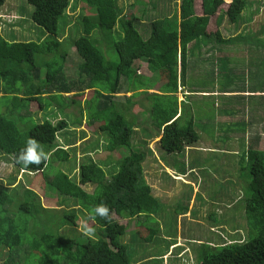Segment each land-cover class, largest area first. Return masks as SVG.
Returning <instances> with one entry per match:
<instances>
[{
  "label": "trees",
  "instance_id": "1",
  "mask_svg": "<svg viewBox=\"0 0 264 264\" xmlns=\"http://www.w3.org/2000/svg\"><path fill=\"white\" fill-rule=\"evenodd\" d=\"M6 1L0 0V15L5 10L3 6ZM25 1L34 8L32 22L42 27L50 35V39H44L42 44L27 40L18 41L14 36L3 34L0 19V95L2 94L0 156L10 159L17 174L24 170L42 176L45 189L58 192L60 197H63L61 207L67 205L64 210L60 209L66 212L63 224L70 226L71 231L76 230L78 226L76 218L80 214H88L90 222L87 225L95 230L93 236L81 234L76 238L60 236L53 231L45 232L29 244L31 256L39 260L40 264H133L131 248L120 238L127 235L130 222L137 218L135 231L130 235L129 242L142 237H146L143 238L144 241H151L158 231L147 229V226L154 215L163 217L158 214L161 212V201L165 203L156 194L155 187L149 183L144 171L145 166L154 171L153 175L165 169L182 173L166 165L167 159L165 157L162 159L161 155H158L159 159L155 157L156 155H150L149 158L145 152L138 150L143 147V143H147L146 140L140 139V143L135 146L134 139L143 136L141 133L143 131L145 139L152 141L158 139L155 143L159 145L160 153L170 155L184 153L187 147L193 148L202 139L193 117L183 123L186 115L193 110L194 114L201 115L204 112L202 104L198 106L194 103L192 106L182 104V112L179 114L176 97L179 84L183 83L186 86L190 70L200 65L204 76L202 82L205 84L198 87L208 89L210 86L215 89L213 81L217 78L215 77L217 73L214 65L222 61L221 54L215 55L217 53L215 47L219 46L215 44L229 47L247 41L246 36L242 34L224 38L220 30L222 22L226 18L234 28L235 24L239 25L250 0H200L201 14L196 12V0H181L179 10L177 8L158 10V5L154 2L144 6L140 18L135 15L128 17L123 15L124 10L120 7L119 0H82L92 10V15L83 13L79 17L78 25L82 28V34L70 43L69 37L64 39L66 33L60 32L59 24L64 17L67 18V10L72 2H75L76 9L78 0ZM143 1L146 0H135V6H139L138 3L144 4ZM256 1L258 6L262 4ZM146 18L150 20L151 32L144 38L135 24ZM243 23L242 21L241 24ZM113 32L116 36L120 35V39L112 37ZM94 34H97V40L92 38ZM101 36L113 40L119 57L117 64L110 63L98 47ZM204 46H210L205 53L208 56L205 54L200 56ZM70 48H75L82 60L78 66L81 81L69 82L65 75ZM42 55L47 58L38 62ZM196 56L198 58H195ZM224 59L227 65L220 69L219 75L220 78L227 80L218 84V92H245L229 91L230 87L234 88L237 84L244 85L243 90H255L254 86L246 83L247 78H244L245 83H242L243 78H239L235 69L230 68V60ZM138 62L147 64L151 77L159 74L160 80L153 84L154 87L147 86L143 80L135 82L137 78L143 77L140 69L136 67ZM43 69L45 73L41 72ZM42 75L44 78H41ZM164 75L168 76L166 81ZM249 75L252 77L250 72ZM123 78L127 79L129 92L141 94L139 102L133 100L135 98L133 95L132 99H128L127 105L132 108L134 105H141V108L145 109L149 115L145 123H142L145 128L139 125L134 127L117 111L119 108L114 99L121 93L119 91ZM150 90L156 91L150 93ZM73 92L77 93L71 97L75 98L72 103L64 94ZM95 96L97 102L94 101ZM260 98L262 97L248 95L247 103L253 113L257 106L256 99ZM238 99L240 101L237 109H222L223 113L230 114L231 118L237 116V112L242 113L245 105L241 107V104L246 96H238ZM82 100L87 108V115L80 106L81 119L76 117L71 124L67 118L70 115L67 109ZM92 104H95L94 111ZM211 104L213 106L214 102L211 101ZM193 106L196 108H192ZM108 111H111L113 117L99 127L106 136L105 141H108L106 147L103 146L104 150L111 154L127 149L129 154L126 153L119 158V164L117 161L112 163L111 157L110 164L97 162L92 156L98 152L100 141L94 140L92 143L89 141L81 152L87 163L84 161L79 164L78 174L77 169H74L73 174L59 171L53 177L48 176L46 171L52 162L69 161L72 149L79 152L78 141L84 140V143L88 141L85 140L87 132L84 130L79 133L77 139H68V130L101 123L100 120L104 119ZM260 111H263V114L257 112L260 115L258 122H255L256 118L253 116L248 118V121L247 117H244L236 122L229 120L220 124L221 129L237 130L238 126H244L247 133L243 132V135H249V139L248 137L244 138L246 141L243 139L245 145L251 141L244 152V160L249 164L251 175L250 197L245 200L244 208L248 237L245 239L244 236H240V229L214 230L216 234L217 230L221 231L220 237L215 235L214 239L207 242L209 244L201 245V252L199 250L198 255L200 264H264V148H260L264 136L259 130L260 125L264 123V109ZM39 112L44 113L42 122L34 118ZM57 113L63 118L56 123L52 122L58 119L55 117ZM84 117L88 120L86 125L83 124ZM204 120L206 119L201 122ZM197 121L199 123L200 119ZM148 126L153 127L156 132L151 134ZM235 134L242 133L239 130ZM60 136H64V146L57 144ZM30 138H35L42 145L44 151L49 154V159L39 165L31 164L25 169L16 162V158ZM137 146L138 149L135 148ZM149 149L153 152L151 148ZM152 157L155 158L156 164L152 163ZM238 162L240 165V160ZM104 167L113 168L114 172L106 173ZM161 175L169 178L165 173ZM16 179L17 175L12 177L7 185L0 183V261L2 260L3 264H20L13 254L27 244L23 232L16 225V220L9 217L6 206L10 208L17 204L19 214L29 219L46 211H60L42 205L40 195L32 187L33 182L24 185ZM87 186H93V192H88L85 189ZM102 203L109 208L111 220L102 219L98 215L95 220L90 219V214H94V208ZM184 212L178 217H183V220L192 217L189 208ZM211 221L210 218L209 222ZM183 223L179 224L177 218L178 238L183 237L181 235ZM226 224L228 222L221 219V225ZM166 235L169 233L166 232ZM226 238L231 241L230 244H226ZM166 241L173 240L168 238ZM177 241L173 245H176ZM33 252H39L40 256ZM184 254L185 252H181V256Z\"/></svg>",
  "mask_w": 264,
  "mask_h": 264
},
{
  "label": "rangeland",
  "instance_id": "2",
  "mask_svg": "<svg viewBox=\"0 0 264 264\" xmlns=\"http://www.w3.org/2000/svg\"><path fill=\"white\" fill-rule=\"evenodd\" d=\"M135 0H119V4L126 5L127 8V17L131 15H135L138 18L142 17V10L145 9L144 4L136 5L132 4ZM262 2L261 5L258 6V2L256 0H250L246 10L242 14V20L244 23L241 22L235 24V28H239L235 31V28L227 22L225 18L223 22L225 25L228 26V33L230 35H235L237 32H240L245 26L250 29H264V8L261 10V7H264V0H258ZM71 2V0H70ZM179 2H181L179 0ZM200 0H196V12L201 14V5L199 4ZM143 5V6H142ZM75 2H72L71 7L69 8L67 18L64 17L60 21V32L63 34L64 32L66 35L64 39L68 38V42H72L71 40H75L82 34V28L78 25L79 17L84 13L87 15H92V10L82 2V0H78L77 7L74 9ZM133 7V8H131ZM5 9L3 13L0 15L1 19V31L4 35L14 36L18 41H34V42H44V39H50V35H48L42 27H39L31 20V15L33 13V6L29 5L25 0H7L5 5L3 6ZM124 8L123 10H125ZM7 9L9 11H7ZM148 11H150L147 8ZM67 20V21H66ZM215 20V17H214ZM67 22V25H66ZM222 22V25H223ZM140 23H142L140 25ZM241 24V26H240ZM135 26L140 30L142 33L141 35L144 38H147L151 32V23L148 18L141 20L139 23H136ZM116 29L115 32H117ZM247 32H242V36H248ZM227 36V35H225ZM117 40L120 39V35L116 36L113 32V36ZM251 38L254 40L250 43L252 45L255 44H264V39H258L256 35H250ZM92 38L97 40V34L92 35ZM73 40V41H74ZM98 47L105 55L106 59L113 64H117L119 62V57L116 49L114 48L113 40L104 38L103 36L99 37V44ZM201 56V55H200ZM46 56H41L40 61L46 59ZM195 58H198L197 56ZM202 58V57H201ZM82 60L77 55L75 48H70L68 51V59L65 65V75L69 82L78 81L79 71L78 66L81 64ZM262 61L260 60H253L254 67L257 69ZM145 63V62H141ZM200 64V63H198ZM200 65H196L195 69L190 70L189 77L191 78L192 84L195 86H201L203 83L202 78V70L200 69ZM41 70L42 73H45ZM145 74H149L148 70L146 69ZM44 78V75H42ZM164 81L167 80L168 76L164 75ZM145 81L147 86L151 87L154 83L160 80L159 74L150 76H144L140 79L137 78V81ZM76 81V82H77ZM81 81V79L79 80ZM242 83H245L244 81ZM247 83V82H246ZM120 91L121 94L118 95L114 99L116 101V105L118 106L117 111L122 113L126 120L135 127L142 126L144 127V121L148 119V113L145 109L141 108V105L130 107L127 105V97L129 96L126 94L128 91V83L127 79L123 78L121 81ZM252 86L255 87V90H262L264 87V72L263 77L258 81H254ZM244 86V85H243ZM237 84L235 87L236 91H241L240 89L243 88ZM246 86H248L246 84ZM154 87V85H153ZM156 90H150V93L155 92ZM77 92H73L70 94H64L67 98L69 97L70 101L73 103L71 97L75 96ZM209 94V93H208ZM2 95V94H1ZM0 95V96H1ZM135 101L139 102L141 99L138 92L134 94ZM190 95V94H189ZM200 96L190 97L191 100H205L201 107H203V113L201 115L194 114V112H190L186 115L183 123L189 121L192 117L196 121V125H198L199 134L202 136V139L194 145L193 148L185 150L184 153L181 154H165L164 152L160 153L158 148V144L152 139H145L144 132L141 131V137L137 136L134 139V144L140 143L141 140H146L147 143H143V147L138 149L139 147H135L136 149L145 152L148 157L150 155H156L155 157L158 158V155H161V158L167 159L166 165L181 171L182 173L188 172L190 169H195L194 174H188V177H179L176 175L170 174L168 169L165 171L160 170L157 174H154L150 171L148 166H145L144 171L145 174L148 176L149 183L155 187L156 194L163 199L165 203L161 201V212L157 215H154L150 218L149 226L147 229L156 230L157 235L152 237L151 241H144L142 237L140 239L134 240L129 242V237L135 231V221L137 218L132 220L129 225V229L126 236H122L120 238L121 241L127 243L131 248V255L133 257V264H200L201 260L198 259L199 250L201 252V245L202 244H209V240L214 239L215 235L220 237L221 231L217 230V234L214 233V230L221 229L227 231L228 229H240L241 231L239 234L240 236H244L247 239L248 235V227L247 221L245 219V200L250 197L249 193V184L251 182V175L249 170V164L247 161L244 160V152L247 147L251 144L245 145V141L247 138L249 139V135L244 136L243 132L244 126H238L237 130L230 129V128H222L220 124L226 123L229 119L232 120L230 116L224 115L222 110H216L218 105L214 103L212 106L211 101L214 102L212 97H202ZM219 95V94H218ZM235 95L242 96L241 93H236ZM207 96V95H205ZM238 96H234L232 98H238ZM87 98V95H86ZM89 98V97H88ZM95 102H97L96 96ZM219 98V97H213ZM179 101V100H178ZM82 102V103H81ZM81 102L75 103L67 109V113L70 114L67 118L70 120V123L73 124V121L76 117H79L80 113L79 110L82 108L86 115V107L83 105L84 100ZM245 105V102L241 104V107ZM81 106V108H80ZM35 107V106H34ZM93 110H95V104H92ZM80 108V109H79ZM251 111V109L249 110ZM260 110H254V117L255 122L260 120V115L257 114ZM222 112V115L220 114ZM107 115L104 116V119H101L100 122L94 126L88 125L85 127H77V128H70L68 130V139L71 138H78L79 133L82 130L87 132L88 141L85 143L78 145L79 152L75 149H72L70 152L71 158L69 161L65 163L58 162L55 160L51 163L49 168H47V175L53 177L59 171L63 172H71L74 173V169L76 167V163L80 164L82 162H86L84 158L81 157V152L84 147H86L87 142L94 140H99V148H104L107 145L108 141H105V134H103L100 130V124L107 122L113 116L111 111L106 113ZM112 116V117H111ZM56 120H52V122L58 121L60 118H63L62 115L55 116ZM88 117V116H87ZM250 117L249 115H237V118H244ZM34 118L38 122L44 121V113L39 112ZM204 122L201 120L203 119ZM81 119V116L79 117ZM197 119H200L198 123ZM83 124L86 125L88 120L84 117ZM87 122V123H86ZM143 123V124H142ZM151 134H154L156 131L153 127L148 126ZM86 128V129H85ZM264 124L260 128V133L263 131ZM241 131L242 134H235L237 131ZM74 132V133H73ZM247 133V132H246ZM225 136V137H223ZM245 141H244V140ZM58 145H65L64 136H60V139L57 141ZM104 146V147H103ZM152 149L153 152L150 151ZM260 148H264V142L261 141ZM77 155H74V154ZM129 154L128 150L125 149L123 151H116L114 153H107L105 150H102L101 153H96L92 156L93 160L101 161L110 164L109 157L112 158V163L116 162L119 164V158H121L124 154ZM148 158V160H149ZM160 158V160H161ZM159 159V158H158ZM240 160V165L239 161ZM87 163V162H86ZM152 163L156 164L155 158L152 157ZM164 165V163H162ZM156 166V165H155ZM196 167V168H194ZM119 168V167H118ZM157 168L160 169V166L157 165ZM162 169L164 167H161ZM106 173H113V168L104 167ZM197 170V172H196ZM191 171V172H193ZM165 173L169 178L162 176L161 174ZM17 175V182H22L24 185H30L32 183L33 189L40 195L41 203L43 206L48 207L49 209H63L67 208V205L61 207L62 198L58 194V192L51 191L49 189H45L44 186V179L42 176H35V175H28L16 173V169L10 159L1 157L0 156V183L7 185L10 179ZM109 178V175H107ZM34 181L36 182V186H34ZM197 186L195 187V185ZM166 185V186H163ZM161 186L162 189H161ZM85 189L88 192H93V186H87ZM163 193H166L163 195ZM246 197V198H245ZM244 199V201H243ZM5 208L9 211V217L16 220L17 227L23 232L25 237V244L23 247L21 246L16 250L13 254V257L16 258L20 262V264H40L39 260H35L32 256V250L29 248V244H31L38 236H41L45 232L53 231L55 234L65 237H79L81 234L84 235L83 228L85 223H89L90 220L88 218V214H80L76 218L77 228L76 230L71 229L68 225H64V216L65 211H46L34 217H23L21 213L17 210V204L14 207L6 206ZM16 208V209H15ZM191 210L192 217L188 219H184L183 217H178L180 213H185L187 209ZM177 218L178 221L182 224V234L183 237H177ZM211 218V223L209 219ZM221 219L228 222L226 225H221ZM183 221V222H182ZM149 227V228H148ZM214 227V228H213ZM221 227V228H220ZM161 230V231H160ZM75 231V232H74ZM211 231V233L209 232ZM166 232L169 235H166ZM180 232V231H179ZM197 235H196V233ZM147 236L148 233H145ZM206 235V236H204ZM226 236V235H225ZM84 237V236H83ZM82 237V239H83ZM171 238L173 241H166V239ZM134 239V237H133ZM182 239V241H181ZM200 239V240H199ZM229 239V238H228ZM179 241L180 244H176L170 249V247ZM230 240V239H229ZM226 244H230L231 241H228L227 238L225 239ZM225 243V242H224ZM183 248H179L177 246H181ZM177 247V248H175ZM170 249V250H169ZM185 250L184 256H181V252ZM37 252H33V254ZM171 253V254H170ZM40 256V253H37ZM167 254V255H166ZM2 263V260L0 261Z\"/></svg>",
  "mask_w": 264,
  "mask_h": 264
},
{
  "label": "crops",
  "instance_id": "3",
  "mask_svg": "<svg viewBox=\"0 0 264 264\" xmlns=\"http://www.w3.org/2000/svg\"><path fill=\"white\" fill-rule=\"evenodd\" d=\"M145 2L147 3L146 5H149L150 3H154V2L157 3V5H158L157 9L158 10L170 9V8H173V9L177 8V10H179L180 3H181V2H179V0H146ZM135 3L136 2L134 1L132 4H135ZM121 7L124 9V8H126V5H121ZM263 8L264 7H261V10H263ZM126 11H127V8L123 11V15H127ZM220 30H221V33L223 34L224 38H230L233 36V35H230L228 33L229 29H228V26L225 25V22H223V25L221 26ZM235 31H237V29H235ZM244 31L247 32L246 34L248 35L246 37L247 41L245 40L236 46L229 45V47H226V46H223L224 44H215V45H219V46L215 47V50L217 51V53L215 55L221 54L220 58L222 59V61H218V63L216 62L214 65L216 73H217V75L215 76L217 78H214L215 80L213 81V83L215 84L214 85L215 89H212V87H210V86L208 89H203L205 87H197V86L191 85L192 81L188 75V78H186V86L182 83L184 89H183V91L178 92L176 95V97L179 100L178 101V103H179V114L182 112V104H189L192 106V103H194L196 106H198V105H201L205 100H207V99L191 100L190 97L200 96L198 94H201L202 97H208V98L212 97L211 100L214 99V103H216V105H218L216 110H222V109L227 110V109H237L238 108V102L240 100L238 98H232L234 96H238V95H235L236 93H234V92H231V93H220V92H218L219 91V89H218L219 85L218 84L226 82V80H227L224 78H220V75H219L220 69L223 66L227 65V62L225 61L224 58H227L230 60V62H229L231 65L230 68L235 69V71L237 72L236 75H238L239 78H243L242 81L245 82L244 78H247L246 82L248 83L249 86L254 81H256V80L258 81L259 79H261V77H263V72H264V44L253 43L252 45H250V43L254 40L253 38L250 37V35L251 34L256 35V36H258V39H260V38L264 39V29L263 28H261L260 30L259 29H250V28H247L245 26V28H243L240 32H237L234 36L241 34ZM225 35H227V36H225ZM209 49H210V46H204L202 49L201 56H203L205 53H207ZM206 56H208V55H206ZM253 60L262 61L257 69H255V67H254L255 65L253 63ZM136 67L140 69V73L142 75L151 77V74L149 71H148L149 74H145V71L147 69L146 63H139L138 62L136 64ZM249 72L251 73L252 77H250ZM233 78H235V77H233ZM250 78H253V79H250ZM230 88L231 89H229V91H236L235 87L234 88L230 87ZM240 90L245 91V92L241 93L242 96H246V99L244 100L245 110L242 111V113L237 112L236 115L245 114V115H249L250 116L249 118H253L254 113L252 111H249L251 109V106L249 105V103H247L248 95L255 96V97L261 96L262 98L256 99L257 106L255 107V109L263 110L264 109V87L262 90H260V89H258V90H250V89L243 90V88H241ZM191 91H197V93H192ZM208 91H211V93H209V94L205 93ZM252 91H255V92H252ZM126 94L129 95V96H126L127 101H128V99L133 98V95H134L133 92L127 91ZM205 95H207V96H205ZM213 97H219V98H213ZM133 100H135V98ZM192 108H196V107L193 106ZM193 112H194V110H193ZM222 112H220L221 115H222ZM258 113L263 114V111H259ZM224 115L229 116L230 114L224 113ZM238 119L239 118H237V116H235L234 118H232V120L231 119H229V120L232 122H236ZM229 120L227 122H229ZM247 121H248V117H247ZM261 123L262 122L260 121V124ZM263 124L264 123H262L260 125V128ZM260 134L262 136H264V132H262ZM87 138H88V136L86 137L85 140L89 139V138L88 139ZM157 141H158V139L155 140L154 142H157ZM82 142H84V140H82V141L79 140L77 145H80ZM168 170H169L170 174L179 176L181 178H183V177L187 178L188 174L192 175L195 172V171L191 172V169L188 170V172H186V173H178L176 170H171V169H168ZM196 186H197V184L195 185V187ZM164 194H166V193H163V195ZM179 224H181V223L179 222ZM181 241H182V239H181ZM177 244H180L179 241H177ZM172 247L170 249H172ZM177 247H182V245L177 246ZM177 247H175V248H177ZM182 252H185V250H183Z\"/></svg>",
  "mask_w": 264,
  "mask_h": 264
},
{
  "label": "clouds",
  "instance_id": "4",
  "mask_svg": "<svg viewBox=\"0 0 264 264\" xmlns=\"http://www.w3.org/2000/svg\"><path fill=\"white\" fill-rule=\"evenodd\" d=\"M179 85L180 86L178 92H181L184 89L183 84L180 83ZM187 149L189 148L187 147ZM102 150H104V148H99L97 153H101ZM81 157H83L82 154ZM48 159H49V154L44 151L42 145L35 138H30L26 143V147L24 149H21L19 155L16 158V162L26 169L31 164L39 165L42 162L47 161ZM75 169H77L76 174H78L79 164L76 163ZM24 173L28 175L37 176V174L35 173L22 170V174ZM93 211L94 214H90V219L95 220L96 216L98 215L102 219H106L109 221L111 220V216L109 215V208L105 204L102 203L100 205H97ZM83 231L84 234L87 236H93L95 234L94 228L88 226L87 223H85Z\"/></svg>",
  "mask_w": 264,
  "mask_h": 264
}]
</instances>
